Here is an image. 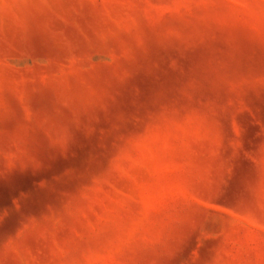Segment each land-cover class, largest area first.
Returning <instances> with one entry per match:
<instances>
[{
  "label": "rangeland",
  "instance_id": "374dc122",
  "mask_svg": "<svg viewBox=\"0 0 264 264\" xmlns=\"http://www.w3.org/2000/svg\"><path fill=\"white\" fill-rule=\"evenodd\" d=\"M0 264H264V0H0Z\"/></svg>",
  "mask_w": 264,
  "mask_h": 264
}]
</instances>
